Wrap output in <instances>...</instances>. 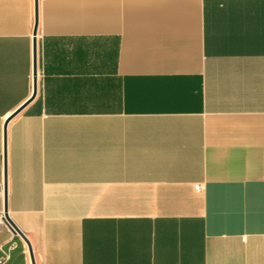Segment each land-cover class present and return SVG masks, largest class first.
<instances>
[{
	"label": "crops",
	"instance_id": "1",
	"mask_svg": "<svg viewBox=\"0 0 264 264\" xmlns=\"http://www.w3.org/2000/svg\"><path fill=\"white\" fill-rule=\"evenodd\" d=\"M2 215L0 264H264V0H0Z\"/></svg>",
	"mask_w": 264,
	"mask_h": 264
},
{
	"label": "water",
	"instance_id": "2",
	"mask_svg": "<svg viewBox=\"0 0 264 264\" xmlns=\"http://www.w3.org/2000/svg\"><path fill=\"white\" fill-rule=\"evenodd\" d=\"M38 27V24L36 25V29ZM38 91V59H37V43L35 42L34 44V93L31 99H33ZM31 100H29L26 104H24L22 107H20L18 110H16L11 116L10 118L7 120L6 126H5V170L7 169V157H6V134H7V125L9 123V121L11 119H13L18 113H20L23 108L30 102ZM5 200H6V204H5V219L8 222V224L11 226V228L18 233L19 235H21L28 243V245L31 248V244L29 242V240L27 239V237L23 234V232L15 225V223L11 220V218L8 215V207H7V177L5 179ZM32 250V248H31Z\"/></svg>",
	"mask_w": 264,
	"mask_h": 264
},
{
	"label": "built area",
	"instance_id": "3",
	"mask_svg": "<svg viewBox=\"0 0 264 264\" xmlns=\"http://www.w3.org/2000/svg\"><path fill=\"white\" fill-rule=\"evenodd\" d=\"M196 189H197V190H202V189H203V186H202L201 184H198V185H196ZM3 218H4L3 215L0 216V220H1V221H3ZM12 247H13V246H12ZM8 257H9V253L7 252L6 255H5V259H7Z\"/></svg>",
	"mask_w": 264,
	"mask_h": 264
}]
</instances>
